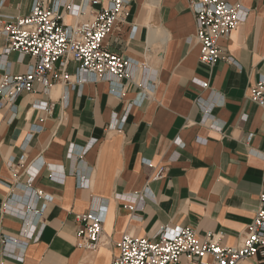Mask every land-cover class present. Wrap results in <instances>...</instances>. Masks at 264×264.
Masks as SVG:
<instances>
[{"label": "crops", "instance_id": "obj_1", "mask_svg": "<svg viewBox=\"0 0 264 264\" xmlns=\"http://www.w3.org/2000/svg\"><path fill=\"white\" fill-rule=\"evenodd\" d=\"M229 1L244 18L219 40L221 59L212 67L200 60L189 0H130L104 40L138 63L122 90L83 71V83L66 89L54 81L48 91L36 83L13 103L0 96V264H112L124 234L151 237L162 227L242 242L264 177V109L248 98L264 76V0ZM43 2H58L69 26L107 6ZM33 3L0 0V26L29 14ZM5 43L0 34V77L26 72L35 58L5 54ZM66 70L74 79L80 67L70 61ZM158 166L165 175L153 179ZM102 207L100 246H78L75 215ZM197 261L183 255L171 264Z\"/></svg>", "mask_w": 264, "mask_h": 264}, {"label": "built area", "instance_id": "obj_2", "mask_svg": "<svg viewBox=\"0 0 264 264\" xmlns=\"http://www.w3.org/2000/svg\"><path fill=\"white\" fill-rule=\"evenodd\" d=\"M102 1L87 0L86 5L93 7ZM106 1V7L90 9L92 19L69 26L63 23L58 14V2L54 7H47L43 0H34L29 14L0 26V34L6 40L5 54L17 51L21 57L31 55L35 58L26 72L6 73L0 77V96L13 103L21 93L34 92L36 83L48 91L54 81L63 84L66 89L83 83V71L93 81L106 79L122 90L124 85L120 81L131 78L138 63L107 49L104 40L113 31L116 22L128 14L130 0ZM189 3L196 15L194 37L201 45L200 60L212 67L221 59L219 40L229 37L241 24L245 11L242 6L229 0H189ZM67 8L72 11L71 5ZM223 59L236 63L230 56ZM70 61L77 62L80 67L74 79L66 70ZM140 86L143 90L139 95L143 99L148 93L143 84L140 83ZM248 98L264 109V76L251 86ZM53 106L54 103L50 102L47 110L51 111ZM253 136V132L249 133L247 142ZM261 156L264 159V151ZM20 158L24 159V155ZM164 175L165 166H158L153 179ZM27 209L32 210L29 206ZM103 210L104 207L75 215L78 246L89 250H96L100 246L104 231ZM118 249L112 264H171L183 255L197 258L198 264H239L252 256L258 258L259 264H264V177L259 205L239 245L222 244L219 237L210 231L200 235L192 227L176 226L162 227L151 237H135L126 233L118 242ZM207 255L212 256V262L203 260Z\"/></svg>", "mask_w": 264, "mask_h": 264}]
</instances>
